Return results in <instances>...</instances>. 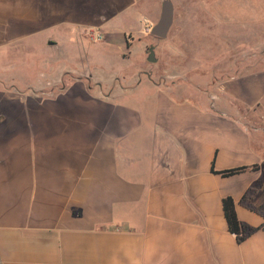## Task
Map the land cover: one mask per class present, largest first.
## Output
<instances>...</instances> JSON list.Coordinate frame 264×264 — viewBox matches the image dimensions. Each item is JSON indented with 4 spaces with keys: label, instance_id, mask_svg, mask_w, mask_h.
Segmentation results:
<instances>
[{
    "label": "crops",
    "instance_id": "0c3cea01",
    "mask_svg": "<svg viewBox=\"0 0 264 264\" xmlns=\"http://www.w3.org/2000/svg\"><path fill=\"white\" fill-rule=\"evenodd\" d=\"M141 1L127 30L76 24L123 57L142 40ZM65 7L35 0L17 14L37 22L31 35L66 22ZM52 55L0 72V264H264V216L241 204L251 187L252 206L264 204V66L156 83L141 68L106 74ZM226 197L258 229L242 243Z\"/></svg>",
    "mask_w": 264,
    "mask_h": 264
},
{
    "label": "rangeland",
    "instance_id": "374dc122",
    "mask_svg": "<svg viewBox=\"0 0 264 264\" xmlns=\"http://www.w3.org/2000/svg\"><path fill=\"white\" fill-rule=\"evenodd\" d=\"M34 1L9 0L8 4V0H0V11H10L8 18L0 17V31L9 29L7 34L0 33V41H7L0 50L1 73L36 70L48 50L60 64L70 62L66 56L71 55L75 68L98 66L106 74L136 72L141 68L156 83L176 82L183 80L184 75L202 74L205 79L225 75L231 72L229 64L264 66V0H170L174 5V24L166 39L151 34L164 0H142L139 8L143 12V32L136 36L142 40L130 45V53L123 57L116 49L91 41L86 27L78 26L76 21H116L119 30H127L138 22L131 0H58L66 3L63 17L67 21L60 16L53 18L56 24L26 35L24 30L39 25L33 18H19L17 9L24 5L33 8ZM48 42L57 45L47 46ZM151 48L155 49L156 62H149ZM72 78L68 79L78 81V76Z\"/></svg>",
    "mask_w": 264,
    "mask_h": 264
},
{
    "label": "trees",
    "instance_id": "16d2710c",
    "mask_svg": "<svg viewBox=\"0 0 264 264\" xmlns=\"http://www.w3.org/2000/svg\"><path fill=\"white\" fill-rule=\"evenodd\" d=\"M245 169L246 168L233 169L229 171H224L221 174L223 176H231V175L240 173L244 171ZM256 191H257V187H251L246 192V194L243 196L241 200V204L264 216V204L257 209H255L251 204L252 198L254 194L256 193ZM223 209H224L225 217L227 220L228 228L231 233L236 235L237 241L239 243H242L245 240H247L253 233H255L258 230L256 228H252V227L245 225L239 220L237 216V212H236L235 202L232 197H226L223 200Z\"/></svg>",
    "mask_w": 264,
    "mask_h": 264
},
{
    "label": "water",
    "instance_id": "95a60500",
    "mask_svg": "<svg viewBox=\"0 0 264 264\" xmlns=\"http://www.w3.org/2000/svg\"><path fill=\"white\" fill-rule=\"evenodd\" d=\"M174 24V5L170 0L162 2L159 21L154 25L151 34L157 39H166ZM149 62H156L155 49L151 48L149 53Z\"/></svg>",
    "mask_w": 264,
    "mask_h": 264
},
{
    "label": "built area",
    "instance_id": "2783aa9c",
    "mask_svg": "<svg viewBox=\"0 0 264 264\" xmlns=\"http://www.w3.org/2000/svg\"><path fill=\"white\" fill-rule=\"evenodd\" d=\"M88 37L91 41L98 42L104 39V34L101 29L93 28L89 30Z\"/></svg>",
    "mask_w": 264,
    "mask_h": 264
}]
</instances>
